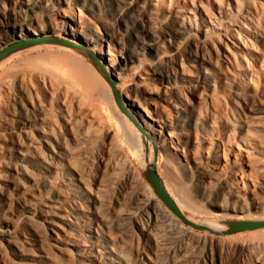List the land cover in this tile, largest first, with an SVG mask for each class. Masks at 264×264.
Wrapping results in <instances>:
<instances>
[{
    "label": "rangeland",
    "instance_id": "rangeland-1",
    "mask_svg": "<svg viewBox=\"0 0 264 264\" xmlns=\"http://www.w3.org/2000/svg\"><path fill=\"white\" fill-rule=\"evenodd\" d=\"M139 2L141 7L125 15L120 14L110 0H33L30 5L13 0L0 2V21L13 17L21 8L39 11L38 20L23 25L26 34L23 38L27 33L50 37L55 32L65 38L57 31L69 22L81 25L83 30L91 28L93 31L87 32L94 37L107 32L115 37L113 41L89 46L99 66L89 59L77 62L75 53L57 50L48 44L29 50L21 47L7 54L4 58L10 57L2 65L4 58L0 60V253H4L11 264L21 262L13 253L15 248L4 238L3 229L7 226L1 216L25 228L21 213L11 209L10 196L15 200L22 195L12 180L21 176L17 169L22 162L18 153L20 142L41 140L43 135L37 128L44 126L53 130L52 140L56 146L68 143L74 148L76 164L95 181L93 184L100 186L105 200L113 205L111 214L118 218L117 223L120 220L116 231L126 237L132 253H137L139 243L144 245L145 240L139 233L131 232L121 217L137 201L133 172L143 171L155 196L173 214L178 215L163 199L155 185V175L164 187L170 186L181 201L194 207L190 214L201 227L184 224L196 236L212 239L196 247L194 252L201 257L197 263L264 264V247L260 245L264 243V226L236 229L264 222V119L261 124L249 127L252 120L249 110L244 111L238 105L244 107L247 101L264 107L261 102L264 78L240 69L252 62L249 51L240 50V43L234 45L231 35L223 30L207 32L200 13L196 17L191 12L198 5L200 8L201 3L208 5L217 17H222L208 0ZM65 13L75 19L66 20ZM237 13L227 15L226 22L243 34L239 25L244 18ZM183 18L191 19L193 26L179 32ZM254 19L264 29V0H260ZM85 22L90 26L85 27ZM21 31L22 26L7 31L1 48L14 41L15 33ZM206 33L211 34L212 39L204 50L213 59V63L208 64L213 71V86L184 79L180 72L171 73L168 80L164 78V72L173 65L179 68L183 65L199 76L204 74L201 62L192 51L195 52L198 40ZM227 48L235 53L236 59L231 62L223 59ZM128 49L139 60L125 68ZM164 54L167 57L163 58ZM109 58L112 62L108 63ZM220 65L224 66L226 75L219 72ZM115 71L120 77L111 73ZM252 77L258 81L260 94L249 84ZM178 93L197 107V117L189 119ZM42 113L46 119L26 124L27 116ZM157 113L167 118L164 129L149 123V116ZM144 121L163 131L162 136L150 134L142 124ZM73 125L81 135L74 136ZM132 126L141 133V138L135 137V143L124 133ZM249 129L255 136L252 143L246 140ZM170 133L174 134L176 143L184 145L182 151L174 152L168 145L172 139ZM136 149L144 152L146 164L138 157ZM44 151L50 152L47 148ZM234 209H243L245 213ZM209 220H216L221 226L208 227ZM195 240L173 239L172 249L184 253L194 246ZM189 241L191 246L187 244ZM147 251L151 252L148 248ZM30 252L32 255L25 257V262L33 260L43 264L38 248ZM164 260L168 264V258ZM73 264L78 263L73 260Z\"/></svg>",
    "mask_w": 264,
    "mask_h": 264
},
{
    "label": "bare ground",
    "instance_id": "bare-ground-1",
    "mask_svg": "<svg viewBox=\"0 0 264 264\" xmlns=\"http://www.w3.org/2000/svg\"><path fill=\"white\" fill-rule=\"evenodd\" d=\"M13 1L14 3L30 5V2L33 0H27L25 2L23 0ZM81 1L85 2L87 0ZM95 1L97 2L99 0ZM110 1L122 15L141 7L139 0ZM208 2L216 8L222 17H217L208 5L203 6L201 3L200 8L198 5L191 12L196 17L200 13L207 32H210L212 29L223 30L226 34L231 35L234 45L235 42L236 44L237 42L238 44L240 43V50L246 49L249 51L252 54V62L240 67V69L249 74L264 78V29L259 27L254 19V15L260 5V0H251L250 2L247 0H208ZM30 11L27 8H21L13 17H8L5 21H0V48L3 46L7 31H14L16 27L22 26L21 33L15 34L22 38L26 35L23 31V25L38 20L37 17L39 15V11ZM236 12L244 18V21L239 25L244 31L243 34L232 29L226 22L228 21L226 16ZM64 17L66 20H69V18L70 20L75 19L74 16L66 13ZM86 24L87 22H85V27L87 26ZM192 26L191 19L183 18L178 31L182 32V29L187 30V28ZM87 30L90 32L93 31H91V28H87ZM87 30H83L81 25L79 26L78 24L69 22L64 24L57 32L63 33L65 36L63 39L68 44H71V47L67 43L49 39L32 42L23 46L21 49H38L48 44L56 47L57 50L65 49L66 52L68 50L75 53L78 57L77 62L80 59H89L99 66L98 59L89 52V46L93 43L113 41L115 37L114 34L112 35L108 32L106 35L98 34L94 37ZM50 31L51 28L48 29V32ZM52 36L60 37L61 35L55 32ZM118 42L122 44L121 41L118 40ZM211 42V34L206 33L204 37L198 40V46L196 45L197 49H194L195 52L192 51L195 59L201 62L204 74L199 76L194 74V71L183 67V65L180 68L173 65L167 72H164V78L168 80L171 78V73L175 74L180 72L184 75V79L199 83L200 81H204L206 86L212 87L214 79L213 71L208 64H212L213 59L204 50ZM131 52L133 53L132 50L129 51L128 49V55L124 58L125 68H129L131 63H135V60H139L137 57L135 59L134 53L131 54ZM8 57L10 56L4 58L1 65L6 62L5 60ZM162 57H167V55L164 54ZM223 57V59L229 62L236 59L235 53L228 48L223 52ZM109 62H112L110 58L108 59ZM219 72L223 75L227 73L223 65L219 66ZM85 73L87 78L91 80L88 72L85 71ZM111 73L120 77L118 71ZM249 84L256 90V94H260L261 91L257 80H254L252 77L250 78ZM95 85L98 86L99 84L95 82ZM238 94L244 98L243 93L239 92ZM178 97L181 98V103H184L183 111H185L189 119L192 120L194 117H197V107L187 102L185 97L180 93H178ZM261 102L264 103V100H261ZM246 104L244 107L240 104L238 105L244 111L245 108L249 110L248 114L252 118L249 121V127L261 124L264 119V107L260 108L247 101ZM46 118L47 116L42 113L41 115L27 116L25 120L26 124L29 125L33 121L44 120ZM149 119L150 124L151 122L156 123L162 129L167 126V118L159 113L149 116ZM142 124L150 134L162 136L163 131L156 126H151L152 124L149 125L145 121ZM37 129L43 135L42 139H32L31 143L28 144L20 142V149H18L22 162L17 166V169L21 176L15 177L12 180V184L22 195L20 197L16 196L18 198L15 200H11V196L9 198L12 204V211H19L21 213L20 219L24 222L25 228H20L12 219L3 215L1 216V219L7 226L6 229H3L4 238L15 248L13 253H15L21 264L37 263L33 260L30 262L24 261L25 257L32 255L30 251L33 248L40 250V257H42L43 264H73V260L78 264H166L165 258H168V264H199L197 262L201 257L194 252L196 247H199L198 245L201 244L206 245L208 242H212V239L208 240L196 236L190 227L184 224L186 222H184L183 217L173 214L155 196L153 186L148 181V183L146 182L143 171V173L133 172L132 183L133 188L137 191V201L130 210H125V215L121 217L131 232L135 235L139 233L145 240L144 245H141L143 243L139 241L138 252L134 254L129 248V242L126 237L116 231L119 227L120 220L117 223L116 220L118 218L115 219L111 214L113 205L105 200L100 186L93 184L92 182L95 181H91L89 175L80 169L74 161V148L68 143H60L59 146H56L52 140L55 134L51 128H45L44 126L38 127ZM124 131L130 137L131 143H135L136 138H141V133L136 128H133V126L129 131L128 129ZM73 134L75 137L81 135L74 125ZM169 135L172 139L168 145L170 144L174 152L182 151L184 145L175 142L173 133ZM246 140L249 143L255 140V136L250 129L248 130ZM44 148H47L50 152H45ZM136 153L139 158L144 160V152L141 149H136ZM144 161L146 164V160ZM142 162L140 164H143ZM142 168L144 167L142 166ZM146 170L148 171V168H144V171ZM96 180L100 181L98 177ZM153 181H151L152 184H154ZM159 184L162 185V183ZM171 189L166 184L165 190L170 194L169 196L173 204L186 219L196 223L197 221L190 214L194 209L192 204L181 201ZM234 210L238 213H245L243 209ZM207 226L217 228L221 224L216 220H209ZM194 238L196 239L194 246L191 248L188 247L184 253L173 251V239H192L193 241ZM187 244L191 246L190 244L192 243L189 241ZM210 245L213 244L210 243ZM260 245L264 247V243H260ZM147 248L151 252L147 251ZM3 255L4 253H0V264H11L10 260Z\"/></svg>",
    "mask_w": 264,
    "mask_h": 264
},
{
    "label": "water",
    "instance_id": "water-1",
    "mask_svg": "<svg viewBox=\"0 0 264 264\" xmlns=\"http://www.w3.org/2000/svg\"><path fill=\"white\" fill-rule=\"evenodd\" d=\"M49 39H54V40H56L58 42L67 43L68 44V42H66L65 39L60 38V37H56V36L36 37L33 34L27 33V36L25 38H20L18 36H15L14 41H12L9 45H5L3 48H0V60L2 58H4L7 54H9L12 50L21 48L23 46H26V45L32 43V42H40V41H45V40H49ZM155 182H156L157 188L159 189V192L161 193L163 199L168 203V205L178 215L183 217L185 222L190 223V224H192L193 226H196V227H201L198 224L192 222L191 220L186 219L181 214V212L178 210V208L173 204V201H172L171 197L169 196V194L167 193V191L165 190V187L163 185L159 184L160 181H159V179H158V177L156 175H155ZM259 226H264V222H255V223H252V224H249V225H244V226L237 227L236 229L237 230L252 229V228H255V227H259Z\"/></svg>",
    "mask_w": 264,
    "mask_h": 264
}]
</instances>
